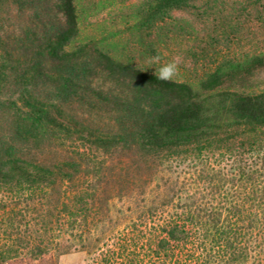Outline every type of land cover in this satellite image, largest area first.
I'll return each instance as SVG.
<instances>
[{"label":"trees","instance_id":"trees-1","mask_svg":"<svg viewBox=\"0 0 264 264\" xmlns=\"http://www.w3.org/2000/svg\"><path fill=\"white\" fill-rule=\"evenodd\" d=\"M191 1L147 0L129 29ZM89 14L0 0V264H264V51L178 78L83 38Z\"/></svg>","mask_w":264,"mask_h":264},{"label":"rangeland","instance_id":"rangeland-1","mask_svg":"<svg viewBox=\"0 0 264 264\" xmlns=\"http://www.w3.org/2000/svg\"><path fill=\"white\" fill-rule=\"evenodd\" d=\"M78 1L88 6L90 13L82 24L83 38H107L112 53L178 78L197 77L224 57L264 51V0H192L186 7L171 11L150 34H144L141 42L129 27L137 9L147 0H119L99 12L95 5L100 0ZM10 191L0 186V204L6 202L9 208L13 203ZM114 215L122 220L118 227L121 233L124 216L122 219L123 214L118 211ZM13 230L1 227L0 238L13 236ZM117 234L103 238L102 246L106 249L112 246ZM59 264H100V255L73 251L63 255Z\"/></svg>","mask_w":264,"mask_h":264}]
</instances>
